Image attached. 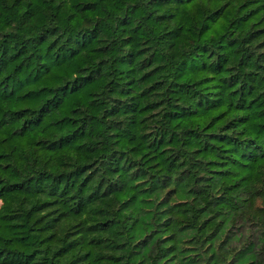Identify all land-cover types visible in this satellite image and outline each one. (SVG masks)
<instances>
[{
  "label": "trees",
  "instance_id": "trees-1",
  "mask_svg": "<svg viewBox=\"0 0 264 264\" xmlns=\"http://www.w3.org/2000/svg\"><path fill=\"white\" fill-rule=\"evenodd\" d=\"M0 264H264V0H0Z\"/></svg>",
  "mask_w": 264,
  "mask_h": 264
}]
</instances>
